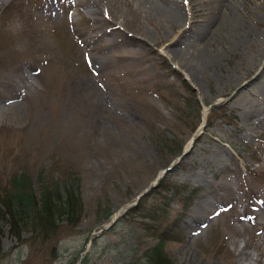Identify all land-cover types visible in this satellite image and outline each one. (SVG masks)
<instances>
[{"label": "rangeland", "instance_id": "374dc122", "mask_svg": "<svg viewBox=\"0 0 264 264\" xmlns=\"http://www.w3.org/2000/svg\"><path fill=\"white\" fill-rule=\"evenodd\" d=\"M197 2L190 27L187 11L170 22L147 0H0V184L47 166L55 188L74 167L84 203L78 226L61 221L46 239H19L1 219L0 264H147L157 239L125 212L107 228V213L178 155L152 140L194 135L202 117L183 79L204 106L251 80L211 110L209 133L169 173L205 196L186 240L164 251L172 264H264V5L244 0L229 21L224 3Z\"/></svg>", "mask_w": 264, "mask_h": 264}, {"label": "trees", "instance_id": "16d2710c", "mask_svg": "<svg viewBox=\"0 0 264 264\" xmlns=\"http://www.w3.org/2000/svg\"><path fill=\"white\" fill-rule=\"evenodd\" d=\"M39 177L44 182L41 204L37 202L34 190L32 189L33 181L31 176L26 172H22L20 175H13L9 185L0 186V220L6 218L12 221L15 229L14 234L19 239H21L22 230L25 229H29L36 237L38 236L43 239L50 238L57 233V226L59 228L60 221L68 219L71 221V224L75 225L83 210V201L78 193V186L74 185L75 182L71 184L65 182L66 196L63 198L59 182L56 188L50 189L47 186L48 183L44 169L40 171ZM168 183L162 181L153 192L166 198L170 192L174 191V194H178L184 190H176L178 186L175 183ZM53 190L57 194V197L52 193ZM143 201L141 200L140 205L132 208V210L134 209L135 212L143 211V208H141ZM155 206L158 208L159 203ZM163 210H165V207L160 205L159 211ZM141 215L144 216V214ZM163 217L164 215L161 212L158 216L155 215L156 221ZM162 229V225L155 227L156 232H161ZM168 231L169 228L164 229L163 235L168 233ZM1 251L3 250L1 249L0 239V256L2 255ZM148 254L150 260L153 262L152 264H171L162 248V244L156 246Z\"/></svg>", "mask_w": 264, "mask_h": 264}, {"label": "bare ground", "instance_id": "6f19581e", "mask_svg": "<svg viewBox=\"0 0 264 264\" xmlns=\"http://www.w3.org/2000/svg\"><path fill=\"white\" fill-rule=\"evenodd\" d=\"M157 5V8L159 11H161L166 17L167 20L170 22H175L181 18H183V14L187 11V13L190 14V27H193V24L196 23L199 19V11L195 10V5L199 2L197 0H188V7L185 6V4L182 1L177 0H147ZM219 3H224L226 7L228 8V19L229 21H234L236 19L235 14V7L244 4V0H218ZM250 3L255 5H264V0H248ZM207 36V35H204ZM211 36L218 37L217 33H212ZM208 107L206 106L203 111L204 118H207L206 115H208ZM124 208L118 210L115 213V217H119L123 212ZM182 259V258H180ZM196 262H193L195 264Z\"/></svg>", "mask_w": 264, "mask_h": 264}, {"label": "snow or ice", "instance_id": "6c2138e0", "mask_svg": "<svg viewBox=\"0 0 264 264\" xmlns=\"http://www.w3.org/2000/svg\"><path fill=\"white\" fill-rule=\"evenodd\" d=\"M185 2H187V0H185Z\"/></svg>", "mask_w": 264, "mask_h": 264}]
</instances>
